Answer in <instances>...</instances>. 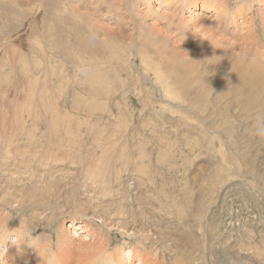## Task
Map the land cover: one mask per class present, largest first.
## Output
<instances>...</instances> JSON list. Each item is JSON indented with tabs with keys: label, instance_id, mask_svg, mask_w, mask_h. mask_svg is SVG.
<instances>
[{
	"label": "rangeland",
	"instance_id": "obj_1",
	"mask_svg": "<svg viewBox=\"0 0 264 264\" xmlns=\"http://www.w3.org/2000/svg\"><path fill=\"white\" fill-rule=\"evenodd\" d=\"M13 1L24 8L32 3ZM62 1L78 18L77 27L98 43L132 37L139 46L155 47L157 59L152 63H158V71L170 77L187 103L197 108L211 102L220 108L234 107L241 97L262 107L249 114L234 108L226 113L229 119L210 122L209 117L206 126L189 112L179 115L175 110L160 112L142 105L133 110L120 106L89 112L86 105H71L68 89L46 90L49 98L62 104L55 113L61 118L54 124L40 98L35 106L37 128L42 132L38 138L44 139L37 151L50 161L41 160L37 177L23 173L24 169L3 177L11 193L6 200L0 197L3 230L9 232L0 242V264H108L107 257L102 259L114 250L126 256L132 250V262L138 264L144 249L149 261L141 264H206L197 250L208 239L201 230L202 218L232 222L228 229H222V224L217 228L222 235L232 234L227 247L231 250L213 241L212 255L220 262L264 264V244L259 238L264 237V137L256 134V125L264 120V0H220L224 9L212 7L193 15L186 1L179 0H130L131 7L125 4L121 9L117 4L125 0H56L55 7ZM41 3L51 13L48 0ZM237 10L243 14L235 16ZM24 41L9 49L10 58L28 51ZM83 43L94 51L91 43ZM133 54L131 65L123 66L125 71L116 70L119 82L143 72L136 49ZM62 63L66 64L61 58L56 66L66 69ZM46 77L51 86L63 79L52 72ZM21 80L17 76L14 84L0 88L1 142L27 138L16 135L28 115L21 109L28 90ZM142 82L147 90L140 97L128 93L127 100L141 104L154 88L150 79L142 77ZM45 83L41 80L40 86ZM155 93L149 96L154 98ZM98 130L101 136L94 134ZM133 154L145 157L155 177L142 176L136 167L115 161ZM187 221L196 223L188 226ZM19 228L25 233L28 256L21 251L7 255ZM239 232L251 233L255 245L241 246Z\"/></svg>",
	"mask_w": 264,
	"mask_h": 264
},
{
	"label": "bare ground",
	"instance_id": "obj_2",
	"mask_svg": "<svg viewBox=\"0 0 264 264\" xmlns=\"http://www.w3.org/2000/svg\"><path fill=\"white\" fill-rule=\"evenodd\" d=\"M179 1H186V7H191L190 12L192 15L193 13L195 14V12L201 14L203 13L202 11L208 10L212 7L215 11H219L225 7L220 0ZM179 1H177V3ZM55 3L56 0H48V7L53 8L51 13H49L48 10L42 8L41 0H32V3H28L26 6L24 5L25 8L22 4L18 3V1L0 0V52H2L0 59V88H2L4 84H14L13 80L16 79L17 76L22 79V85L26 83V87L28 88L26 95H24L26 96L24 100L25 102H23L21 106L23 112L27 111L28 115L25 116V122L20 123L17 127L16 132L17 137L19 135H23L27 138H4L3 142L0 141V183L2 184L0 197L2 200H6L5 197L11 193L7 192L8 187L3 181V177H5V175L8 176L9 174H15V169H24V171H22L23 173L27 172L31 177H37V171L39 168L38 165H42L41 160L44 159L45 161V159H47L50 161L49 157L40 155L37 151L44 139L38 138L42 137V132L37 128L39 127V120H37L39 118V110L36 109L35 106H38L37 102L40 98L43 102L42 105L45 106L46 110L48 108L50 109L49 112H51V114L48 119H50L52 124H54L58 117H60L55 114L56 109L62 104L53 98H49L46 94V90L68 89V93L71 96L70 101H73L71 102V105H86L89 112H94L100 108L106 112L107 109L111 107H115L118 110L117 107L120 106L129 107L133 110L137 105H142L143 107H149L160 112L175 110L173 113L177 114V112H179V115L188 114L186 112H189V114L191 113L199 119L202 118L205 121L206 126L207 121H210L208 120L209 117H211L210 122H215L217 119H229L230 116H226V113L234 108H240L242 112L249 114V112H252L257 107H262V105L257 101L241 97L234 101V107L220 108L216 103L211 102L197 108L193 104L187 103V100L180 95L176 84L169 80L170 77L163 74L161 70L158 71V63H152L151 60L154 58V53L156 52L155 47L148 48L139 46L136 39L132 37L122 40H118L117 38L110 39L109 42L98 43L94 41L89 32L84 33L81 27H77L78 18H76L75 15L67 9L64 1L59 3L60 5L58 4L57 7H55ZM125 4L128 6L130 5L129 7H131L132 2L130 0H125L124 3L121 1L117 4V6L121 9L125 6ZM230 12V9L227 8L226 14L230 15ZM240 14H243L242 10H237V12L234 13L235 16H239ZM80 24L81 26H84L81 21ZM22 31H24V33ZM22 38H25L28 42V51L21 52L16 58H10L8 53L9 49L14 48L15 50L17 44L19 43L18 41H21ZM83 40L91 43L94 47V51H91V48L83 43ZM134 49H136L137 54L140 57L143 72L139 74L140 77L130 75L123 78L122 81L119 82L115 72L117 69H119V71H125L123 66L125 67L131 65L134 59ZM57 54H60L62 57L57 59ZM61 58L66 62V64L62 63L61 66L66 67V69H60V67L56 66L61 63ZM154 59H157V55ZM85 61L95 62L100 68V71L95 78L85 79L78 74L77 69L81 66V63ZM112 62L113 64L110 65ZM51 69H53V71H51ZM136 70L137 69H134L132 66V72H136ZM47 72H52L57 75L61 74L63 76L61 83L57 86L48 85L46 77ZM70 77L74 78L72 82H69ZM142 77L150 79V81L154 84V88L152 86L149 91L150 93L154 91L156 92L154 98L150 97L148 92L145 98L141 99V104L138 102L136 103V101H133L132 99L127 100L126 98L128 93L135 94L140 97L142 92L147 90L143 89L145 84L142 82ZM41 80L46 82L43 84V87L40 86ZM15 84L19 86V82H16ZM22 87L23 86H21V89ZM17 88L18 87L14 88V92L12 91L14 94L17 93ZM42 105L40 104V106ZM29 110L31 112H29ZM235 111L233 110V112ZM148 119H151L150 115ZM163 121H165V119ZM28 122L30 124H28ZM228 126L230 125L228 124ZM155 130L156 128L152 131ZM94 134L96 136H101V130L94 131ZM48 140L51 141V138H48ZM230 140L231 138H229V142ZM25 153H27L26 156H24ZM168 156L169 155H166V159ZM127 157L119 156L115 159V161L118 160V162H121L122 165L126 162L128 165L136 167L142 176L155 177V169H151V167H149V164L146 163L144 156L136 157L133 154V156L128 155ZM167 163L169 162L167 161ZM236 163L239 164L240 162L236 161ZM118 166L121 165H117L116 167ZM103 181H105L106 184L110 183L109 179H103ZM93 183L98 182L93 181ZM99 183L105 186V184L101 181ZM99 205H102V202ZM106 209L111 210L110 207H107ZM199 219H201V217H199ZM214 220L212 218L206 220L202 218L200 220L199 223L202 226L201 230L204 231L203 234L206 235L208 239L204 240L203 246L198 247L197 250H201L203 253L206 264H224L222 262L223 260L220 262V258H216L212 255L214 254L213 241H218L222 248H225L226 251H230L231 249L229 250L227 247H230L232 244V234L222 235L223 231L217 232L221 230L217 228L222 224V229L223 227L228 229L232 222L228 219L227 221L225 219H220L217 223ZM149 222L152 223V219ZM185 223L188 226H192L196 222L192 223V221H189L188 223L187 221ZM2 224H4V219L0 217V242H2V240L9 233L4 232V225ZM243 225L246 226L245 224ZM7 230H9V228H5V231ZM17 235L18 236L13 239V243L11 244L10 248H12V250L8 251L7 255L15 252L19 253L21 251V254L28 256V245L26 243L27 240L25 239L24 231L21 229L20 231L17 230ZM238 235L242 238L239 241L241 246H245L247 244L255 245V241H253L254 239L252 238L251 233L239 232ZM259 238L261 239H259L261 244H264V237L260 236ZM94 247L95 246H93V248ZM105 247H102L101 251ZM204 250L207 251L206 253L209 251L210 257L205 255ZM141 251H143L140 252L142 260L139 257L138 264L149 261V257L144 258L147 250L144 249ZM36 252L37 251L34 250V253ZM125 253H123V251L119 252L114 250L103 257L102 261L107 257L108 261H105L108 264H133L134 262L132 261L135 255L134 252L130 250L127 256ZM100 254L101 253H98L99 258L101 259ZM102 254L104 255L103 251ZM97 258L98 257H96V259ZM192 259L193 261L198 260V262H200L198 257H194ZM65 262H67V260ZM95 263L97 264L99 262L95 261ZM101 263L102 262H100V264ZM152 264H157V262Z\"/></svg>",
	"mask_w": 264,
	"mask_h": 264
},
{
	"label": "clouds",
	"instance_id": "obj_3",
	"mask_svg": "<svg viewBox=\"0 0 264 264\" xmlns=\"http://www.w3.org/2000/svg\"><path fill=\"white\" fill-rule=\"evenodd\" d=\"M100 68L95 62L85 61L81 63V66L77 69L78 74L85 79H92L99 73ZM256 134L264 137V120L260 121L256 125Z\"/></svg>",
	"mask_w": 264,
	"mask_h": 264
}]
</instances>
